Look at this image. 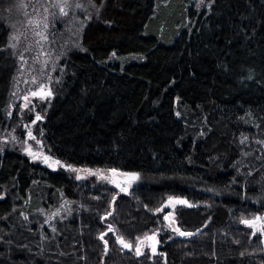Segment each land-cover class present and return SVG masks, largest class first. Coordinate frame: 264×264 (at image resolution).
<instances>
[{"label": "trees", "instance_id": "trees-1", "mask_svg": "<svg viewBox=\"0 0 264 264\" xmlns=\"http://www.w3.org/2000/svg\"><path fill=\"white\" fill-rule=\"evenodd\" d=\"M18 2L0 0V132L21 64L8 46ZM206 2L85 3L39 129L60 164L142 179L118 193L2 143L0 264H264V233L241 223L264 217V0ZM58 191L72 208L46 219ZM169 212L193 235L170 229Z\"/></svg>", "mask_w": 264, "mask_h": 264}, {"label": "rangeland", "instance_id": "rangeland-1", "mask_svg": "<svg viewBox=\"0 0 264 264\" xmlns=\"http://www.w3.org/2000/svg\"><path fill=\"white\" fill-rule=\"evenodd\" d=\"M88 1L69 0L71 6L66 8L67 15L61 13L55 6L58 0H19L16 6L21 15L19 18L16 17L12 24L8 46L20 59L21 64L8 98L5 110L6 123L0 132V145L12 144L32 160L39 161L41 165L53 164L56 167L61 165L62 168H68L56 163L48 154L39 129L40 119H36L39 115V104L46 101L48 95L33 96L32 93L49 92L61 60L71 51L80 49L81 29L88 17L84 6ZM196 4L199 8L207 2L196 0ZM38 33H43L46 39H42ZM39 98L42 99L39 100ZM75 170L73 173L80 179L93 177L98 183L124 194L138 185L142 179L138 173L139 179L129 182L127 177L121 175L137 172L116 171L113 173L111 170L95 171L81 168H75ZM121 188H126L127 191L121 192ZM57 200L55 205L41 209L46 219L60 216L72 208V203L60 191H58ZM165 215H169L170 229H177L172 221L171 212ZM144 242L139 243L143 251L147 249Z\"/></svg>", "mask_w": 264, "mask_h": 264}, {"label": "snow or ice", "instance_id": "snow-or-ice-1", "mask_svg": "<svg viewBox=\"0 0 264 264\" xmlns=\"http://www.w3.org/2000/svg\"><path fill=\"white\" fill-rule=\"evenodd\" d=\"M55 6L59 8V11L61 13H63L64 15H67L66 8L70 7L71 5H69V0H58V2L56 3ZM77 6H79V5H77ZM45 11H47V9H45ZM38 35H40L42 39H46V37L43 35V33H38ZM13 38H15V37H13ZM12 47H15V45H12ZM21 60H23V56H21ZM32 95L33 96H36V95H51V93L50 92L44 93L43 91H41L40 93L34 92V93H32ZM25 99H27V97H25ZM25 107H27V105H25ZM36 119L39 120V119H41V117L39 115H37ZM33 123H35V121H33ZM29 136H31V132H29ZM33 139H34V137H33ZM242 143H243V141H242ZM56 163H59V161H57ZM68 167H69V169H71V165H68ZM71 170L76 171L75 169H71ZM111 171L113 173L116 172L115 169H112ZM121 175L127 177L129 182L136 181V180L139 179V174L138 173H122ZM77 179H80V177L78 176ZM126 191H127L126 188H121V192H126ZM113 199L115 200V197ZM171 200H172V198L169 197V201H171ZM177 203L185 204L187 202L186 201H177ZM145 207H147V206H145ZM155 211L156 212H161L162 208H157ZM108 214L111 215V213H108ZM164 219L168 220L169 219V215H165ZM262 221H264V217H260V216H256L252 220L241 218V223L245 224L248 227L255 228L257 230V231H254L252 233L253 236L257 235V232L264 233V224L260 223ZM109 230L110 231L112 230L111 225H109ZM175 230L178 231L179 234L182 235V236H191V235H193V233L181 232L178 228L175 229ZM197 231H199V229ZM157 234L158 233L156 231H154L153 235L150 236V237L147 236V234H145L144 239L155 241V237H156ZM103 238H104V234H101L100 239L103 240ZM117 240L119 241V243L124 248L132 249L133 245L131 243L125 242L122 237H117ZM136 240L140 241L141 244L143 243V241L141 240L140 237H137ZM104 243H105V245H107V241H104ZM151 251H152L153 254H155V252H156L155 243L153 244ZM135 254L137 256L142 255V250H141L140 244L136 245ZM241 255H243V253H241Z\"/></svg>", "mask_w": 264, "mask_h": 264}, {"label": "flooded vegetation", "instance_id": "flooded-vegetation-1", "mask_svg": "<svg viewBox=\"0 0 264 264\" xmlns=\"http://www.w3.org/2000/svg\"><path fill=\"white\" fill-rule=\"evenodd\" d=\"M149 243H150L149 248L152 249V246H153V242H152V240H149ZM142 247H143V245H142Z\"/></svg>", "mask_w": 264, "mask_h": 264}, {"label": "water", "instance_id": "water-1", "mask_svg": "<svg viewBox=\"0 0 264 264\" xmlns=\"http://www.w3.org/2000/svg\"><path fill=\"white\" fill-rule=\"evenodd\" d=\"M40 92H41V91H40ZM40 92H39V93H40ZM46 92H47V91H46ZM167 222H169V219L167 220Z\"/></svg>", "mask_w": 264, "mask_h": 264}]
</instances>
